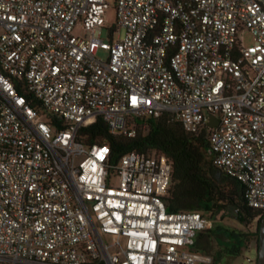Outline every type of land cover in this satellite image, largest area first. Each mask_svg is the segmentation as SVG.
<instances>
[{"label": "built area", "instance_id": "built-area-1", "mask_svg": "<svg viewBox=\"0 0 264 264\" xmlns=\"http://www.w3.org/2000/svg\"><path fill=\"white\" fill-rule=\"evenodd\" d=\"M112 1L108 26V0H0V264L213 263L193 248L209 221L166 210L164 155L77 141L98 118L207 131L264 213V0Z\"/></svg>", "mask_w": 264, "mask_h": 264}, {"label": "trees", "instance_id": "trees-1", "mask_svg": "<svg viewBox=\"0 0 264 264\" xmlns=\"http://www.w3.org/2000/svg\"><path fill=\"white\" fill-rule=\"evenodd\" d=\"M132 122L135 133L128 136L113 134L108 124L98 118L80 129L77 141L85 145L108 144L111 163L131 152L164 155L172 168L171 184L163 197L168 212L203 211L213 215L232 207L237 220L244 225L257 219L255 233L244 234L243 237H255L258 246L259 225L264 213L249 208L245 187L213 165L207 131L188 133L168 113L159 117H135ZM222 235L228 236L225 232ZM224 252L237 257L241 247L230 244Z\"/></svg>", "mask_w": 264, "mask_h": 264}, {"label": "rangeland", "instance_id": "rangeland-1", "mask_svg": "<svg viewBox=\"0 0 264 264\" xmlns=\"http://www.w3.org/2000/svg\"><path fill=\"white\" fill-rule=\"evenodd\" d=\"M110 8L106 11V25L110 26L115 22V11L113 1L108 0ZM75 34H81L77 28ZM117 39V36L115 37ZM244 46L252 43L250 35L245 34L242 40ZM200 213L209 221L210 226L203 232L197 233L194 238V250L202 255H209L213 259L212 264H256L257 250L251 243L256 244L255 237H243L244 234H254L257 228V219L244 225L236 218V211L232 207H226L222 212L209 214L203 211ZM225 232L228 236H223ZM229 239V240H227ZM233 244L241 247V253L237 257L230 256L224 252V248Z\"/></svg>", "mask_w": 264, "mask_h": 264}, {"label": "water", "instance_id": "water-1", "mask_svg": "<svg viewBox=\"0 0 264 264\" xmlns=\"http://www.w3.org/2000/svg\"><path fill=\"white\" fill-rule=\"evenodd\" d=\"M215 125H216V121L214 120H212L208 124L209 127H213ZM209 153L212 154L211 150L209 151ZM256 264H264V216L262 217L259 225Z\"/></svg>", "mask_w": 264, "mask_h": 264}, {"label": "crops", "instance_id": "crops-1", "mask_svg": "<svg viewBox=\"0 0 264 264\" xmlns=\"http://www.w3.org/2000/svg\"><path fill=\"white\" fill-rule=\"evenodd\" d=\"M250 245L254 246L256 248V250H257V247H256L255 242L254 243H251Z\"/></svg>", "mask_w": 264, "mask_h": 264}]
</instances>
